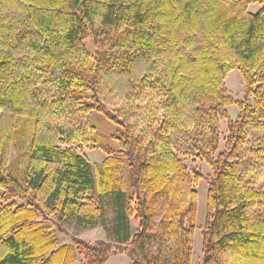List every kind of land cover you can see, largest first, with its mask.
Returning <instances> with one entry per match:
<instances>
[{
    "label": "trees",
    "instance_id": "16d2710c",
    "mask_svg": "<svg viewBox=\"0 0 264 264\" xmlns=\"http://www.w3.org/2000/svg\"><path fill=\"white\" fill-rule=\"evenodd\" d=\"M180 157L214 173L202 264H264V0H0V264H192L203 176ZM108 209L117 243L59 242L55 218L107 227Z\"/></svg>",
    "mask_w": 264,
    "mask_h": 264
},
{
    "label": "rangeland",
    "instance_id": "374dc122",
    "mask_svg": "<svg viewBox=\"0 0 264 264\" xmlns=\"http://www.w3.org/2000/svg\"><path fill=\"white\" fill-rule=\"evenodd\" d=\"M262 6L260 4H252L250 6V12L253 14L258 13L261 10ZM93 39L87 40L88 48L94 52L93 47ZM226 88L230 92V94L234 97L236 101H242L246 99V86L244 84L242 75L239 70L232 71L228 78L226 79ZM252 104V103H251ZM239 115V108L237 104H233L228 106V118L223 119L221 121V144L219 150L215 154V158H218L221 152L225 150V141L228 134V122L230 120L235 121ZM91 123L95 126L98 134L101 138L106 140L105 144L111 146L114 151L119 149L118 141L116 137L119 136V129L109 121H107L103 116L94 113L90 116ZM28 122H26L25 118H19L18 121V132L19 137H22L25 134L26 129L28 128ZM22 141V140H21ZM103 143V142H102ZM80 154L87 156L92 166L97 165L100 166L106 155L101 150L88 151V150H80ZM183 163L187 166L188 171L192 176H195L196 173L202 174L203 179H201L198 183H196L195 189L197 190L199 196V204H198V218H197V231L195 238V249L193 255L192 264H202L204 259L203 252V238L204 232L206 228L207 221V196L210 187V183L214 176L213 170L199 158H183L180 157ZM126 177L130 178V172L126 171ZM18 203L25 204V201L17 200ZM106 212V218L108 220L107 227L98 226L93 229H84L79 226L77 223H63L58 218H55L51 223L53 228L56 230L57 238L61 244H71L73 242V238H81L86 240L87 242L94 244L99 240L117 243L115 233L113 232V225L115 223V213L113 210L108 209ZM132 231L133 234L137 232L139 229V222L132 220ZM61 226V228H60ZM82 257H80L81 259ZM79 264V261L76 262ZM107 264H132L131 259L127 254L113 256Z\"/></svg>",
    "mask_w": 264,
    "mask_h": 264
}]
</instances>
